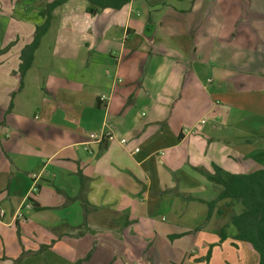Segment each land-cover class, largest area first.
Here are the masks:
<instances>
[{
    "label": "crops",
    "instance_id": "0c3cea01",
    "mask_svg": "<svg viewBox=\"0 0 264 264\" xmlns=\"http://www.w3.org/2000/svg\"><path fill=\"white\" fill-rule=\"evenodd\" d=\"M50 1L0 0V74L15 81L0 102V264H88L93 243L110 245L113 255L126 243L128 261L143 264V252H129L138 237L125 236L131 225L121 226L122 216L140 220L145 203L212 193L196 169L211 173L214 164L246 174L264 167V73L249 74L245 47L236 54L238 74L246 76L240 83L232 81L230 61L212 62L216 44L233 41L217 34L215 0H130L119 10L69 0L54 11L20 80V52ZM26 23L24 39L19 27ZM171 39L183 45L168 47L177 59L160 65L154 55ZM257 53L264 67V47ZM11 60L18 65L7 69ZM216 65L223 71L213 76ZM106 134L112 138L101 143L90 138ZM176 185L180 192L172 193ZM235 247L257 264L249 246Z\"/></svg>",
    "mask_w": 264,
    "mask_h": 264
},
{
    "label": "rangeland",
    "instance_id": "374dc122",
    "mask_svg": "<svg viewBox=\"0 0 264 264\" xmlns=\"http://www.w3.org/2000/svg\"><path fill=\"white\" fill-rule=\"evenodd\" d=\"M25 1L31 2L30 4L34 6L39 5V3L43 4V0ZM67 1L69 0H65L63 4ZM199 1L196 2L199 5H203L206 0ZM85 2L86 0L74 1V3L77 4ZM46 4L39 11L37 10L38 16L42 18V23H40L38 26H42L44 22L43 18L46 17L45 15L42 16L39 14L42 10H44ZM33 8L34 7H31V10L26 11V13H30L32 15L33 12H35V9ZM56 8L50 13L49 24L51 23V18L53 17V13ZM200 11L201 10H199L197 13L195 12L196 14L192 13V16L190 18L193 19V17L200 16ZM23 13L25 14V11ZM212 13L217 22V34L222 38L233 39L232 43L230 45L229 43H227L226 47H224V43L218 42L216 44L215 54L213 57L214 61L212 62L218 64L224 61H230L233 65L231 69L229 68L231 70L229 74L233 77L232 81L235 83H240L242 77L246 76H241L238 74L236 68L238 67L239 58H237L236 54L238 53L237 51L240 49V47H245L246 55L249 60V74L258 75V73H264V67H261L257 64V51L263 50L264 47V0H215ZM190 18L188 20H190ZM22 19H29V16L27 15ZM28 24L29 23H26L23 26L19 27L20 35H22L24 39L28 37ZM38 26H35L31 42L36 32V27ZM47 39H50V34L48 35ZM160 44L161 46L163 45L165 49L163 53H161L162 56L161 54L157 55L154 52V57L156 58V61L158 60L160 62V65L166 60L173 61L177 59L174 52L170 51L168 47H170L172 44L178 47H181L183 45L181 41L176 39H171L170 41L163 40ZM157 45L158 41H155L153 43L154 50L155 46ZM118 48L119 46H113V49L115 51H117ZM223 49L226 50L223 51ZM228 52H231V54H229L232 55L231 58H226V55L229 56ZM223 53H226V55H223ZM220 56H222V58H220ZM244 58L245 55L243 59ZM12 62L13 61L11 60L7 69L14 68L15 65H18V62L15 64L14 62L12 64ZM144 66H146V64ZM0 71H2V73H5V70ZM171 71L172 70H170V72ZM220 71H223V66L216 65L212 75L216 76ZM82 73L84 72L82 71ZM142 77L143 75L138 80L139 87H141L142 84ZM248 78L251 79L252 76L249 75ZM14 83V79L6 78L5 76L2 77V75L0 74V102H2L1 100L3 99L4 93L8 88H10L9 90H12L11 93H13V90H15L14 88H12ZM164 85H162L163 88ZM155 86L158 88L157 84ZM134 101L135 95L132 98V104H134ZM143 109L144 108H141L139 112H147V110L144 111ZM8 112H10V110ZM33 112V109H31V115H33ZM31 119L33 120L32 117ZM48 126H50L48 127V130L49 128L51 130L53 129L51 123ZM257 158L258 157H254V159L256 160ZM260 159H264L263 156H260L258 160ZM179 189L180 187L176 185L174 188H172V193L178 192ZM192 189L196 190L194 189V187ZM203 189L204 187H202V190ZM205 192H198L196 190L190 192L192 193L190 195L186 194V198L184 199H182L183 196L181 194H179V196H173L175 197L174 199H178L176 201L168 199L167 201L163 200L156 203H145L146 208L141 209V207H139L138 217H141L140 220L137 217L130 218L128 215V217L122 216V218L119 219L120 225L127 227L128 225H131V228L133 225L134 229L130 228L129 232L131 231L133 234L135 233L134 235H130V233L128 232L125 236L128 238H134L135 236L138 237L137 240L136 238L134 240L138 244L137 247L129 251L132 254L133 258L143 252V256L141 257V261L143 262V264H248L247 256L249 257V254L244 251V249L236 250V248L238 247H235L236 244L242 245L243 247L248 245L240 243L238 241H234L232 239L231 233H234V229L233 227H230V225L226 229L227 239L224 241H229V245L224 247L221 246L224 242L218 245L219 233L224 226L228 225L230 209L225 206V201H220L215 205L214 212L211 217L207 219L206 203L201 202L200 200H198V197L194 196L200 195V199L202 198L203 200L212 199L213 196H216L217 190L212 186V193H209L208 189H206ZM219 208L223 213V216H220L221 214L217 213ZM239 208L240 207L236 206L234 210L236 212H239ZM142 224H146L147 228L144 233L140 232V227L142 226ZM180 226H182L183 228H188V230L190 231L184 232L180 228ZM124 228L126 227H121V230H124ZM164 233H167L168 236ZM216 239L218 240L216 241ZM139 242L141 243L139 244ZM203 242L207 244H203L201 248L200 243ZM210 242L214 243L213 247H218L216 251L219 252H217L216 257L213 258L210 256V259L207 261L206 255L211 244ZM123 246L125 248L123 249L125 250L123 251V254L117 252L116 255H113L114 252L112 251V247L110 245L107 244L97 249L96 243H93L88 250V253L91 251L87 258L88 264H131L130 259L128 261V259L125 257V253L128 252V249H126L127 244L124 243ZM213 247L211 248V255L213 252ZM211 258L212 261H210Z\"/></svg>",
    "mask_w": 264,
    "mask_h": 264
},
{
    "label": "trees",
    "instance_id": "16d2710c",
    "mask_svg": "<svg viewBox=\"0 0 264 264\" xmlns=\"http://www.w3.org/2000/svg\"><path fill=\"white\" fill-rule=\"evenodd\" d=\"M65 0H52L48 2L39 14L45 15L42 26L36 27L32 42L25 46L19 55L18 75L20 80L30 68L33 61L34 51L38 48L43 34L48 30L50 13L63 4ZM91 6L104 9L119 10L129 3L130 0H86ZM217 190L216 196L210 201H203L207 205V219L214 212L215 205L220 201L230 209L228 225L224 226L219 233L218 245L227 239L226 229L233 227L232 239L247 244L257 256V264H264V167L252 170L246 174H231L217 165H212V172L196 169ZM80 186L83 188L85 177L78 173ZM238 206L239 212L234 208ZM34 209H37L34 206ZM218 214H223L217 211ZM210 245L206 255L208 261L211 256ZM235 246V245H234ZM91 252V251H90ZM89 252V253H90ZM79 264V263H76Z\"/></svg>",
    "mask_w": 264,
    "mask_h": 264
},
{
    "label": "built area",
    "instance_id": "2783aa9c",
    "mask_svg": "<svg viewBox=\"0 0 264 264\" xmlns=\"http://www.w3.org/2000/svg\"><path fill=\"white\" fill-rule=\"evenodd\" d=\"M99 100H100V102L105 101L106 96H101L99 98ZM90 138L96 143H101L102 141L107 140V139H111L112 137L110 135L106 134V135H99V136L98 135H90ZM121 141L125 142L124 139H122ZM135 151H137V149H135Z\"/></svg>",
    "mask_w": 264,
    "mask_h": 264
}]
</instances>
